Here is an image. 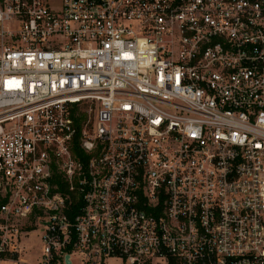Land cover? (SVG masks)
<instances>
[{"label": "built area", "instance_id": "1", "mask_svg": "<svg viewBox=\"0 0 264 264\" xmlns=\"http://www.w3.org/2000/svg\"><path fill=\"white\" fill-rule=\"evenodd\" d=\"M76 260L264 264V0H0V264Z\"/></svg>", "mask_w": 264, "mask_h": 264}, {"label": "rangeland", "instance_id": "2", "mask_svg": "<svg viewBox=\"0 0 264 264\" xmlns=\"http://www.w3.org/2000/svg\"><path fill=\"white\" fill-rule=\"evenodd\" d=\"M40 230H35V232H30L24 240V245L26 251L22 254L23 257L28 255L31 260H35V256L40 252L41 242H40ZM75 264H80L79 261H75ZM118 264V263H115Z\"/></svg>", "mask_w": 264, "mask_h": 264}]
</instances>
